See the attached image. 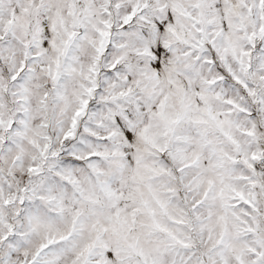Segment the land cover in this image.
<instances>
[{
  "label": "snow or ice",
  "instance_id": "1",
  "mask_svg": "<svg viewBox=\"0 0 264 264\" xmlns=\"http://www.w3.org/2000/svg\"><path fill=\"white\" fill-rule=\"evenodd\" d=\"M0 264H264V0H0Z\"/></svg>",
  "mask_w": 264,
  "mask_h": 264
}]
</instances>
